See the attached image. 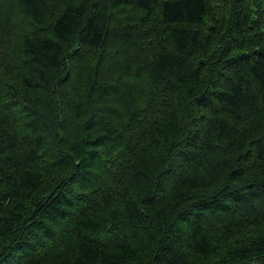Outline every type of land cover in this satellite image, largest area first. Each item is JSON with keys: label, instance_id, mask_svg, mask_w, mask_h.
I'll list each match as a JSON object with an SVG mask.
<instances>
[{"label": "trees", "instance_id": "16d2710c", "mask_svg": "<svg viewBox=\"0 0 264 264\" xmlns=\"http://www.w3.org/2000/svg\"><path fill=\"white\" fill-rule=\"evenodd\" d=\"M0 264H264V0H0Z\"/></svg>", "mask_w": 264, "mask_h": 264}]
</instances>
